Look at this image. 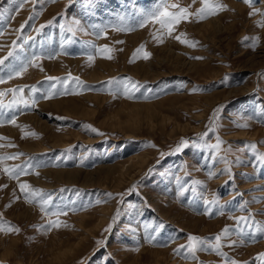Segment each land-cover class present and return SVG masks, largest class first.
<instances>
[{
	"label": "rangeland",
	"instance_id": "obj_1",
	"mask_svg": "<svg viewBox=\"0 0 264 264\" xmlns=\"http://www.w3.org/2000/svg\"><path fill=\"white\" fill-rule=\"evenodd\" d=\"M161 2L0 0V156L17 155L0 164V223L19 229L0 231V264H264L250 235L264 226V0H216L159 43L160 25L139 22ZM141 46L150 57L132 62ZM21 183L51 195L48 214ZM225 228L226 256L185 258L189 235Z\"/></svg>",
	"mask_w": 264,
	"mask_h": 264
},
{
	"label": "snow or ice",
	"instance_id": "obj_2",
	"mask_svg": "<svg viewBox=\"0 0 264 264\" xmlns=\"http://www.w3.org/2000/svg\"><path fill=\"white\" fill-rule=\"evenodd\" d=\"M196 2V0H193V4ZM245 3L251 4V0H244ZM201 4L202 6L200 8H198L195 12L190 11L191 5L188 7H181L180 4L178 3H168L167 0H162L161 4L152 12L147 13L145 15V17L143 19H141V21L139 22V27H144L149 23H158L160 25V28L164 30L163 33L161 34H154L153 38L155 40H157L159 43H163V35H171L173 33V31L175 30V26L180 24L182 21H187L189 20L190 17L195 16L197 19H206L208 16L210 15H215L217 14L219 11L225 9L227 6L223 5L219 2H216V0H201ZM257 12H259V9H254L252 13H250V15H255ZM39 14V13H38ZM78 24V22H75ZM260 26L264 27V21H260ZM23 27V25L21 26ZM43 27V26H42ZM69 31H71L72 29L69 28ZM121 31H131L132 29H118ZM183 35V34H182ZM177 40H180L181 43H185V44H189V46H195L194 42L185 40V39H181V36H176L175 37ZM245 39H248L247 37ZM256 39V43L259 42V38H255ZM13 44L15 45V41L13 42ZM253 48H255L256 44L254 43ZM101 53H110L112 51V49L108 48L107 46H105L103 49H100ZM143 54V58L144 59H148L151 55V53L147 52L144 50V47L141 46L139 49H137L136 54H134L133 57V61L135 62V59L138 58L140 56V54ZM9 56L13 55L12 52H9L8 54ZM106 58L111 59L112 57L109 55ZM4 59H7V57H5ZM36 59H39L38 57ZM196 59H201V57H196ZM89 60H93V57H89ZM4 60L0 59V64H3ZM29 63L31 64H35V60L30 61ZM38 66V65H36ZM27 70V66H24L20 69V71L14 73V75H21L24 71ZM12 76H9L8 79H11ZM49 80H54L57 78L54 77H48ZM74 79H78V78H74ZM4 79L0 78V83H4ZM8 91L12 92L13 95H15L17 92H23V89H9ZM36 89H33V92H36ZM5 95L4 92H0V96ZM53 95L52 92L47 93L44 98L48 99L51 98ZM127 95V93H126ZM20 103H22L25 107L29 106V101L25 100L23 98V96H21L20 98ZM36 104V100L35 98L32 99L31 101V106H35ZM0 107H3V105H0ZM220 111V109L216 110V113H218ZM214 113V115L216 114ZM10 123H15V119H12L9 121ZM238 127H247V124L244 125H237ZM93 131H97L96 129H92ZM30 134V133H26ZM0 139H6L4 137H0ZM221 141L218 139L217 143L215 145H212V148H215L217 150L220 149V145H221ZM187 144V141H182L181 145L177 147L176 151H180L181 148ZM154 146V145H153ZM252 148H255V145L251 146ZM17 155H9V156H0V164H3V162L5 160H11V159H16ZM261 161H264V154H262L260 156ZM3 171L8 174L11 178L13 179H19V177L21 175L26 174L27 169L24 167H20V166H14V167H4ZM39 173H37L38 175ZM4 187H7L6 185ZM20 190L25 194V198L31 203L34 200L37 201L40 204V209L42 212H45L46 214H48V210L52 205V197L51 195H46L45 193H43L42 190L39 189H33L31 185L27 184V183H21L20 184ZM38 198V200H37ZM207 204L209 205H218V200H212V201H206ZM220 209H221V213L223 214L222 210L224 208V205H219ZM52 215H66V213L61 212V211H57L54 213H51ZM209 215H211V209L208 210ZM250 217H238L237 220L238 222H243L245 224H248ZM50 226L53 227H60L62 225V222L59 220H50L49 222ZM249 227H251V225H249ZM111 229V225H109V228L106 229V231ZM15 231L18 232L19 229L18 228H14V227H8L7 229L5 228L4 224L0 223V231ZM243 229H239V233H243ZM229 229L225 228L220 234L216 235L214 240V243H210L209 241L200 238L198 236H194V235H189L188 237V244L186 246L187 251L185 252V258H196V253L198 251H204V250H213L215 252H217V254L219 255H224L226 256V253H223L221 251V241L222 238L229 236ZM244 234H249V233H244ZM250 235L253 237V239L257 236H264V226L262 225H256L255 226V231L251 232ZM154 239V237H153ZM236 241H232V244H235ZM185 246L182 245L181 248H184ZM138 250V249H137ZM180 249H177V253L179 254ZM261 259H264V253L261 254ZM231 264H237L236 261H231Z\"/></svg>",
	"mask_w": 264,
	"mask_h": 264
}]
</instances>
